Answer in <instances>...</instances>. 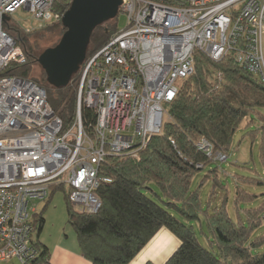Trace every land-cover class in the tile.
Returning a JSON list of instances; mask_svg holds the SVG:
<instances>
[{
	"label": "built area",
	"instance_id": "1",
	"mask_svg": "<svg viewBox=\"0 0 264 264\" xmlns=\"http://www.w3.org/2000/svg\"><path fill=\"white\" fill-rule=\"evenodd\" d=\"M56 2L0 0V264H47L32 236L36 203L55 188L70 190L74 210L99 213L103 164L127 151L133 157L161 133L164 107L193 74L196 51L214 61L230 57L264 81V0H122L128 25L86 58L75 121L64 131L45 89L3 75L27 60L4 17L25 10L41 29L61 22ZM83 107L95 112L92 133ZM199 147L210 153L206 142Z\"/></svg>",
	"mask_w": 264,
	"mask_h": 264
},
{
	"label": "trees",
	"instance_id": "2",
	"mask_svg": "<svg viewBox=\"0 0 264 264\" xmlns=\"http://www.w3.org/2000/svg\"><path fill=\"white\" fill-rule=\"evenodd\" d=\"M70 1L57 0L55 10L65 14ZM114 20L115 23L107 22L93 33L87 58L99 52L119 32L117 18ZM4 29L16 35L15 40L27 60L25 64L10 66L3 75L29 79L45 89L49 105L63 121L64 131L70 129L76 116L82 68L61 89L48 84L44 71L41 78H31L32 65L38 63L40 56L39 42L33 40L34 33H25L16 24L10 26L9 21L4 22ZM41 31L43 37L55 32H60L62 37L65 29L60 22ZM165 108L162 133L152 138L139 159L109 156L105 161L102 175L107 180L97 190L102 202L99 213L74 210L70 190L65 186L52 191L49 200L56 191L67 190L68 225L76 234L82 256L91 264H131L158 232L166 229L180 241V246L165 264H264V253L255 254L264 246V234L252 240L253 234L264 226L261 209H242L243 201L261 195L238 188L234 208L238 219H234L224 204L212 211L203 210V182L192 190L194 179L214 163L218 154L227 160L237 131L253 114L259 120L256 133L262 137L260 160L264 165V113L259 111L264 110V81L230 57L214 61L196 51L193 74L180 81L176 98ZM82 119L84 129L92 133L95 112L83 107ZM202 142L210 146V154L200 149ZM217 173L214 172L211 200L217 194L215 189L223 188ZM250 184L264 187V182L259 180ZM150 185L160 190L158 200L145 192L154 193ZM203 220L213 237L207 247L199 241L195 226L189 225L196 221L203 226ZM34 224L38 239L33 244L39 251V260L49 264V249L40 241L45 226L43 213L35 217Z\"/></svg>",
	"mask_w": 264,
	"mask_h": 264
},
{
	"label": "rangeland",
	"instance_id": "3",
	"mask_svg": "<svg viewBox=\"0 0 264 264\" xmlns=\"http://www.w3.org/2000/svg\"><path fill=\"white\" fill-rule=\"evenodd\" d=\"M114 21H112V23H115ZM117 21H118L119 30L125 29L128 25V18L126 15L122 13L118 15ZM9 24L10 26L16 24L25 33L26 32L34 33L33 40H37L39 42V46L41 47L38 50V53L40 55L46 49L53 47L54 43L57 42V40H59L61 37L60 32H55L52 33V35H47L46 37H43L42 34L44 33L41 30H44L48 26H52V24L49 23L45 27L40 29L38 24H36L34 20H32L30 13H28L25 10H21L17 14H15L13 16V19L9 21ZM37 32L40 33L38 34ZM37 34L39 36H37ZM10 35L14 39H16L15 34L10 33ZM18 46L21 47V45ZM81 68H83V65L81 66ZM42 75H43V70L39 66V64L36 63L32 65V71L30 73V77L41 78ZM164 109L165 112L167 113L165 107ZM259 111L261 113H264V110H259ZM165 120L166 117L164 118V123ZM258 121L259 120L256 114H253L252 117H249L247 120H245L235 135L233 144L230 148L229 157L227 158V160L224 155L218 154L217 157L215 158L214 163L208 165L207 168L194 179L192 190L198 189L203 182V188L201 189L202 191L201 200L204 211H212L216 208H220L224 204L226 209L232 216V218L238 219V211H236L234 208L236 205L235 193L236 190L240 188V190H247V192L253 195H261L258 199L243 201L242 209L243 210L261 209V216L264 217V187H255L254 185L250 184L252 180H259L264 182V165L260 160L262 154L261 152L262 137L256 133V131L259 128ZM133 150H136V148H134ZM136 151L131 152V154H133V157L131 155H128L129 154L128 151L124 153L126 155H122V156L135 159L134 155H136ZM210 152H211V148H210ZM137 153H142V151L141 150L139 152L137 151ZM215 171L218 172L217 175L219 177V181L222 184L223 188L220 189L216 188L215 190L217 194L211 200L210 194L215 188L214 187ZM206 176H210V177L206 179ZM149 188L159 196H156L154 193L150 192L149 190L145 192L148 193V195L151 196L152 198L158 200V197H161V192L158 189V187L155 185H150ZM66 192L67 190H58L54 193V195L51 197L50 200L36 203L38 207L37 208L38 214L43 213V216L45 218V226L40 236V241L42 243H44L43 241L45 240L48 242H57L60 239L67 240V238H69V241L70 240H74L75 242L77 241V237L74 230L72 229V227H70V225H68ZM242 213L244 214V212ZM241 217L243 218V216ZM189 225L195 226V231L197 233V237L199 238V241L204 246L207 247L208 241H212L213 237L209 234L208 229L205 225V221L203 220V226L201 225L199 226L198 222L196 221L190 222ZM263 234H264V226L253 234L252 240ZM32 237L34 240L38 239V230L34 231ZM258 253H264V246L261 247L259 250L255 251V254ZM12 264H18V263L14 261Z\"/></svg>",
	"mask_w": 264,
	"mask_h": 264
},
{
	"label": "water",
	"instance_id": "4",
	"mask_svg": "<svg viewBox=\"0 0 264 264\" xmlns=\"http://www.w3.org/2000/svg\"><path fill=\"white\" fill-rule=\"evenodd\" d=\"M122 0H72L62 18L65 29L59 43L46 49L38 64L49 85L65 88L80 71L87 58L93 33L120 14ZM6 16L4 21H10Z\"/></svg>",
	"mask_w": 264,
	"mask_h": 264
},
{
	"label": "crops",
	"instance_id": "5",
	"mask_svg": "<svg viewBox=\"0 0 264 264\" xmlns=\"http://www.w3.org/2000/svg\"><path fill=\"white\" fill-rule=\"evenodd\" d=\"M68 241H43L50 252L49 264H91L82 256L77 241ZM179 246L180 241L171 232L161 229L131 264H165Z\"/></svg>",
	"mask_w": 264,
	"mask_h": 264
}]
</instances>
